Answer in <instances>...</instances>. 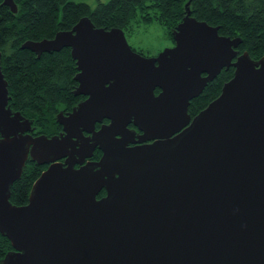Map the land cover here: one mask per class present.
I'll return each instance as SVG.
<instances>
[{"label": "water", "instance_id": "obj_1", "mask_svg": "<svg viewBox=\"0 0 264 264\" xmlns=\"http://www.w3.org/2000/svg\"><path fill=\"white\" fill-rule=\"evenodd\" d=\"M173 38L149 58L86 17L23 44L38 58L71 49L77 64L86 99L52 138L9 106L0 52V234L13 247L2 264H264V58L189 10ZM230 68L192 118L191 101ZM29 159L48 168L18 207L11 188Z\"/></svg>", "mask_w": 264, "mask_h": 264}, {"label": "trees", "instance_id": "obj_2", "mask_svg": "<svg viewBox=\"0 0 264 264\" xmlns=\"http://www.w3.org/2000/svg\"><path fill=\"white\" fill-rule=\"evenodd\" d=\"M14 1L16 14L0 0L1 68L8 84L9 106L33 123L35 137L59 136L63 128L58 124V115L72 112L86 97L75 95L79 87L78 69L71 49L38 58L22 46L29 41L53 39L59 32L72 30L83 18H90L98 29L117 28L125 35L133 31L134 21L144 24L158 21L174 41L173 31L189 10L198 21L218 27L220 36L241 39L240 55L249 53L254 61L264 58V0H110L95 9L72 0ZM139 54L144 56L142 52ZM234 73V68L224 69L191 101L189 115L194 118L217 99ZM100 127L97 125V129ZM101 157L102 152L96 150L91 160L99 161ZM47 168L27 161L20 179L11 188L13 205L28 204L35 181ZM105 196L103 191L98 199ZM11 251V242L0 234V264Z\"/></svg>", "mask_w": 264, "mask_h": 264}, {"label": "rangeland", "instance_id": "obj_3", "mask_svg": "<svg viewBox=\"0 0 264 264\" xmlns=\"http://www.w3.org/2000/svg\"><path fill=\"white\" fill-rule=\"evenodd\" d=\"M74 3H85L92 9L99 4H106L110 0H72ZM131 48L138 53L142 52L144 56L153 58L157 57L165 50L175 46L174 41L169 38L167 30L158 21L150 24L133 22V31L126 35Z\"/></svg>", "mask_w": 264, "mask_h": 264}, {"label": "flooded vegetation", "instance_id": "obj_4", "mask_svg": "<svg viewBox=\"0 0 264 264\" xmlns=\"http://www.w3.org/2000/svg\"><path fill=\"white\" fill-rule=\"evenodd\" d=\"M160 93H161V90H159V89L156 90V95H159ZM105 123H108V122L106 121ZM131 126H133V125H131ZM134 130H136L135 127H134ZM138 133H139V132H138ZM61 162H64V160L61 161Z\"/></svg>", "mask_w": 264, "mask_h": 264}]
</instances>
